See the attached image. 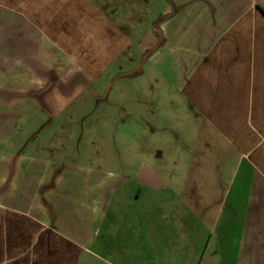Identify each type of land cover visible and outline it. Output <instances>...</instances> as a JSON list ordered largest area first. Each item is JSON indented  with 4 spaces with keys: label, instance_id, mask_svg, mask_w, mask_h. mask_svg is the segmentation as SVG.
Returning <instances> with one entry per match:
<instances>
[{
    "label": "crops",
    "instance_id": "crops-1",
    "mask_svg": "<svg viewBox=\"0 0 264 264\" xmlns=\"http://www.w3.org/2000/svg\"><path fill=\"white\" fill-rule=\"evenodd\" d=\"M145 65L222 157L198 184L144 165L131 191L110 162L77 155L75 125L121 107L117 83ZM34 75L50 78L45 91H79L56 111ZM146 191L134 216L109 215L118 194ZM166 215L178 226L167 233ZM165 241L170 264H264V0H0V264H163Z\"/></svg>",
    "mask_w": 264,
    "mask_h": 264
},
{
    "label": "rangeland",
    "instance_id": "rangeland-1",
    "mask_svg": "<svg viewBox=\"0 0 264 264\" xmlns=\"http://www.w3.org/2000/svg\"><path fill=\"white\" fill-rule=\"evenodd\" d=\"M143 71L148 72L146 77L139 74L133 77L132 81L125 79L117 83L116 88L121 89L118 90L120 93L117 97L121 107L105 109L101 106L87 113L86 120H91L92 124L75 125L79 128L78 131L82 132L81 137L85 140L84 151L78 152L77 155L93 156L92 161L103 168L109 167L110 162L112 170L126 173L131 177L127 184L131 186V191L137 188V176L144 165L157 170L175 169L181 173L183 180L191 179L198 184V177L204 174L206 161L212 157L217 164H221L222 157L217 156L220 155L218 149L213 151L209 148L208 134L202 135L198 128L200 126L191 120L193 116L181 96L158 77L152 66L145 65ZM124 82L130 85L125 86ZM172 103H177L176 109H172ZM129 105L131 107L123 108ZM94 118H99L100 122L96 123ZM104 157L109 161L99 159ZM158 159L163 160L162 167L158 166ZM191 169L195 174L193 178L188 177ZM164 180L166 183L169 182L168 177H164ZM124 195L118 194L117 199L112 203V211H109V215L114 213L120 220L126 216H134L137 214L140 202L150 204L155 197L154 194L150 196L147 191L145 197L138 201L126 200ZM165 197L166 200H170L169 194ZM167 213L172 214L170 207ZM165 217L163 221L166 233L169 230L171 232L176 223L170 216ZM163 248L158 256L163 253L165 255L163 258L159 256V259H163V264H170L171 245L165 241V249ZM113 260L118 264H133V261L135 264H149L146 262L147 257L124 258V260L113 258Z\"/></svg>",
    "mask_w": 264,
    "mask_h": 264
},
{
    "label": "clouds",
    "instance_id": "clouds-1",
    "mask_svg": "<svg viewBox=\"0 0 264 264\" xmlns=\"http://www.w3.org/2000/svg\"><path fill=\"white\" fill-rule=\"evenodd\" d=\"M51 70V69H49ZM58 80L60 84L65 85L67 87L70 84V81L72 78H74L75 73H71L69 76H61L59 73H57ZM30 88L39 93V92H45L46 95V101L53 107L56 111H62L64 110L68 104L71 102V96L75 95L79 91V85L75 86L73 88V91L66 95L64 94L60 87L58 85L51 86L50 91H45L49 88V85H51L50 78L34 75L33 78L29 82ZM109 176H114L113 173H109Z\"/></svg>",
    "mask_w": 264,
    "mask_h": 264
},
{
    "label": "water",
    "instance_id": "water-1",
    "mask_svg": "<svg viewBox=\"0 0 264 264\" xmlns=\"http://www.w3.org/2000/svg\"><path fill=\"white\" fill-rule=\"evenodd\" d=\"M141 172H142V176H144V178H145L146 173L148 172V167H147V166H144V167L142 168Z\"/></svg>",
    "mask_w": 264,
    "mask_h": 264
}]
</instances>
